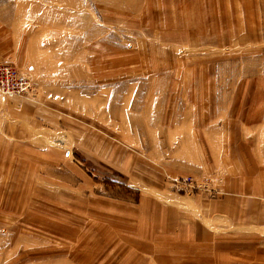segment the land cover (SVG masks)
Wrapping results in <instances>:
<instances>
[{"label":"rangeland","instance_id":"rangeland-1","mask_svg":"<svg viewBox=\"0 0 264 264\" xmlns=\"http://www.w3.org/2000/svg\"><path fill=\"white\" fill-rule=\"evenodd\" d=\"M3 66L0 264H264V0H0Z\"/></svg>","mask_w":264,"mask_h":264},{"label":"crops","instance_id":"crops-1","mask_svg":"<svg viewBox=\"0 0 264 264\" xmlns=\"http://www.w3.org/2000/svg\"><path fill=\"white\" fill-rule=\"evenodd\" d=\"M163 208H165V207H163ZM166 209H168V208H166ZM169 210L171 212L169 222L171 220V223H170V225L164 226V230L166 231L165 233L167 235L170 233V231H173L177 227L180 229H183L182 227L179 226L178 221H177L178 217H180V216H177L175 214L176 211L174 209H169ZM159 223H162V225L166 224V222H159ZM162 225H161V227H163ZM155 226L153 227V229H155ZM194 227H196V226H194ZM194 227L190 226L189 229L194 230ZM136 233L139 234L140 230L137 229ZM179 238L180 239L166 238V239H164V241H161L160 238H156L155 241H158L159 243L153 244L154 248H153L152 254L156 255L159 253H162V254L177 253V254H179L178 256L190 258L192 256H187V255H192L195 252V249L191 246H196V245L197 246L203 245V248H199L198 250L208 252V248H206V246H209V244H210L209 239L201 240L199 238H194L193 236H185V233L182 236H180ZM162 242H166V243L162 244ZM177 242H181L183 247H180L177 249V247L175 246V245L179 244ZM171 256H173V255H171ZM251 262H253V261H251Z\"/></svg>","mask_w":264,"mask_h":264},{"label":"built area","instance_id":"built-area-1","mask_svg":"<svg viewBox=\"0 0 264 264\" xmlns=\"http://www.w3.org/2000/svg\"><path fill=\"white\" fill-rule=\"evenodd\" d=\"M23 85L24 83L16 70L6 66L0 68V91L2 93L6 89L18 91Z\"/></svg>","mask_w":264,"mask_h":264},{"label":"bare ground","instance_id":"bare-ground-1","mask_svg":"<svg viewBox=\"0 0 264 264\" xmlns=\"http://www.w3.org/2000/svg\"><path fill=\"white\" fill-rule=\"evenodd\" d=\"M1 68V67H0ZM11 68V66H10ZM19 74V73H18ZM19 77L22 79L24 85L21 86V88H19L18 91L12 90V89H6L5 91H3V95H26L29 94L30 91V85H29V79L26 77V75L21 72V74H19ZM24 88V90H22Z\"/></svg>","mask_w":264,"mask_h":264}]
</instances>
